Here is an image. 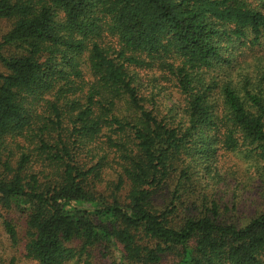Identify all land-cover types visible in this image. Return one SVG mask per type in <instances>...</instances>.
Masks as SVG:
<instances>
[{
  "label": "trees",
  "instance_id": "obj_1",
  "mask_svg": "<svg viewBox=\"0 0 264 264\" xmlns=\"http://www.w3.org/2000/svg\"><path fill=\"white\" fill-rule=\"evenodd\" d=\"M0 21V217L26 260L264 264V0H0ZM231 154L255 168L243 221L210 189L243 192Z\"/></svg>",
  "mask_w": 264,
  "mask_h": 264
},
{
  "label": "rangeland",
  "instance_id": "obj_2",
  "mask_svg": "<svg viewBox=\"0 0 264 264\" xmlns=\"http://www.w3.org/2000/svg\"><path fill=\"white\" fill-rule=\"evenodd\" d=\"M9 28V23L0 21V39L9 30ZM0 71H2V68H0ZM156 91L157 88L154 89L155 93ZM160 94L161 96L157 97V100L164 103L165 106H169L172 103L171 101L173 99L176 100V98L178 97L177 95H175V92H172L166 87L165 92H160ZM167 95H170L172 97H169ZM221 164L226 170L227 176H231L232 173L231 170H227L228 168H236L238 170L242 185L244 186V190L243 192L238 193V195L236 196L233 190L224 191L220 185L213 187V183H210L211 192H214L216 195L221 196L222 200L227 206H232V204H235V207L237 208L236 211L233 210L229 213V215L233 216L232 218L241 221L245 220L246 218H250L254 211L256 212L261 208L260 204L258 205V202L255 199L257 193V181L253 173V169L255 168L251 167V163L246 162L242 157L235 155L224 157ZM170 190H173V188L171 189V187L168 186L167 192L165 193V195H162V197L159 198L158 204L164 205L167 203L169 198V194L167 193ZM5 216L15 223L18 234L21 237V241L17 245H13L11 243L9 236L6 234L2 225L3 219L0 217V264H35L23 257L24 242L22 238L24 237L25 233L24 221L11 214H6ZM94 264L106 263L99 256H97Z\"/></svg>",
  "mask_w": 264,
  "mask_h": 264
}]
</instances>
